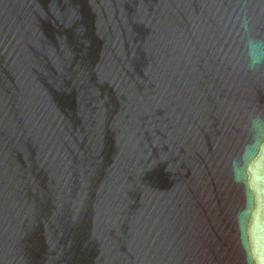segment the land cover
<instances>
[{
	"label": "water",
	"instance_id": "obj_1",
	"mask_svg": "<svg viewBox=\"0 0 264 264\" xmlns=\"http://www.w3.org/2000/svg\"><path fill=\"white\" fill-rule=\"evenodd\" d=\"M253 38L264 0H0V264H247Z\"/></svg>",
	"mask_w": 264,
	"mask_h": 264
},
{
	"label": "clouds",
	"instance_id": "obj_2",
	"mask_svg": "<svg viewBox=\"0 0 264 264\" xmlns=\"http://www.w3.org/2000/svg\"><path fill=\"white\" fill-rule=\"evenodd\" d=\"M248 66L251 69L264 67V41L253 38L246 49ZM252 128H264V116H256L251 120ZM252 147L254 148V159L264 157V140H255ZM248 149H245V155ZM244 157L233 162V176H237V171L243 164ZM248 193L253 208L252 218L249 225L242 226L240 229L241 246L245 252L247 264H264V186H254L251 181L247 182ZM255 222L258 225V232L253 235L251 225Z\"/></svg>",
	"mask_w": 264,
	"mask_h": 264
}]
</instances>
